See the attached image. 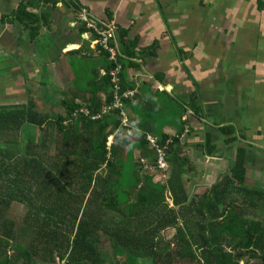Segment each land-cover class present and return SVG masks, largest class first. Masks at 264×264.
Returning <instances> with one entry per match:
<instances>
[{"label":"trees","instance_id":"trees-1","mask_svg":"<svg viewBox=\"0 0 264 264\" xmlns=\"http://www.w3.org/2000/svg\"><path fill=\"white\" fill-rule=\"evenodd\" d=\"M99 58L106 75L97 66L90 71L89 98L65 100V118L40 111L34 98L0 106V264H264V219L252 220V208L264 215V189L245 186L242 157L195 200L183 180L189 165L180 145L184 121L168 136L159 131L164 118H142L136 128L167 148L170 168L154 182L155 151L146 156L152 170L134 158L146 150L147 136L130 139L117 110L91 118L102 106L98 94L107 103L112 94L108 72L115 65L105 52ZM133 105L125 102L135 114ZM83 106L88 116L70 118ZM188 109L197 114L199 108L169 112L181 118ZM15 206L23 213L17 220ZM170 226L176 232L166 239L161 230Z\"/></svg>","mask_w":264,"mask_h":264},{"label":"crops","instance_id":"crops-1","mask_svg":"<svg viewBox=\"0 0 264 264\" xmlns=\"http://www.w3.org/2000/svg\"><path fill=\"white\" fill-rule=\"evenodd\" d=\"M82 11L99 27L114 22L115 42H109L117 50L114 61L99 36L81 21ZM102 52L120 66V90L112 86L109 103L99 93L102 106L91 118L99 120L117 110L120 128L132 132L130 139L146 135V150L134 152L142 167L152 168L148 150L155 151L156 166L158 154L150 139L158 144V138L136 128L139 121L164 118L159 131L176 136L181 119L180 145L189 162L183 180L195 200L221 181L238 156L246 170L245 186L264 189V0H0V106L28 102L32 88L60 94L58 102L51 98L46 107L63 106L73 95L84 103L90 94L82 81L99 66ZM55 68L69 74L70 85L55 87L44 80ZM98 68L100 76L106 75ZM4 81L8 88L1 87ZM2 88L8 97L1 98ZM128 91L133 95L121 97ZM115 93L121 97L117 107ZM125 102L134 104L135 114ZM188 105L199 108L198 113L188 109L177 118L176 112H169ZM159 108L162 111H154ZM58 115L65 118L66 110ZM81 115H89L86 106L75 109L70 118ZM167 118L171 124L165 123ZM112 141L109 137L107 150ZM164 173L159 170L154 182ZM260 219L264 215L252 208V220ZM175 232L173 226L161 230L166 239Z\"/></svg>","mask_w":264,"mask_h":264},{"label":"built area","instance_id":"built-area-1","mask_svg":"<svg viewBox=\"0 0 264 264\" xmlns=\"http://www.w3.org/2000/svg\"><path fill=\"white\" fill-rule=\"evenodd\" d=\"M80 19L83 22V24H85V26L89 29H91L93 32H95L98 36H99V40L100 42L103 44V47L109 52L110 57L112 59V61L115 60V56L117 54V50L113 47H110L109 44L111 42H115V37H116V26L114 24L113 21L109 22V24L107 25H103L102 27H99L97 25L94 24V22L92 20H90L88 18V15L85 13V11H82L80 13ZM110 42V43H109ZM119 71H120V66H116L113 70H111L109 72L110 78H111V83L113 86V89L118 92L120 90L119 87V80H118V75H119ZM133 92L128 91L126 93H122L121 97H128V96H132ZM121 97L115 93L114 94V103L113 106L117 107L119 106L120 103V99ZM97 119V118H94ZM150 143L152 144V146L156 149L157 153H158V160L156 163V167L162 171V172H166L169 168V164L168 161L166 159V151L167 148H159L157 142L155 140L150 139Z\"/></svg>","mask_w":264,"mask_h":264},{"label":"rangeland","instance_id":"rangeland-1","mask_svg":"<svg viewBox=\"0 0 264 264\" xmlns=\"http://www.w3.org/2000/svg\"><path fill=\"white\" fill-rule=\"evenodd\" d=\"M39 59H43L41 57V55L39 56ZM43 72H44V77H45V75H46L45 69H43ZM52 72H53V69H52ZM7 79H10V78L7 77L6 80ZM17 79L20 80V77H18ZM44 80H46L47 82H48V80L54 82L55 87L58 85V83H61L62 84L63 82L65 84H67V85L68 84L69 85L71 84V78H70L69 74L68 73H65L64 74L59 69H56V68L54 69V73H51V75L48 77V79L45 78ZM6 82H8V81H4V83H2V86L1 87L8 88L9 84L6 83ZM82 83L85 84L84 81H82ZM32 87H34L33 84H32ZM4 88H2V90H1V93H3L1 95V98H5V97H8L9 96V95H6V93L8 92V90H4ZM47 88L48 87H46V89ZM17 92H19V91H17ZM30 93H31L29 95V96H31L30 98H34L38 102V104H39L38 109L40 111L49 112L54 117L59 116L58 114H61L62 116L65 114V109H64V107L62 105H56V106L55 105H52L50 107L44 106V104L47 105V104H49L51 102V98L53 99V101L57 100L56 102H58V97H60V94H56V93H53V92H48L46 90L43 91L42 89L36 91V90H34V88H32V90H30ZM19 95H20V93H17V96L16 97L18 99L19 98H22ZM48 98H50V99H48ZM118 165H120V164L118 163ZM121 165H123V164H121ZM15 208L16 209L13 210V213H14V216H16L14 218L17 220V217L19 215L23 214V213H22V210H21L20 207L15 206ZM104 253L106 255H109L108 257H106V259L111 258V260H112L113 257H111L112 251H111L110 245H107L105 247Z\"/></svg>","mask_w":264,"mask_h":264}]
</instances>
